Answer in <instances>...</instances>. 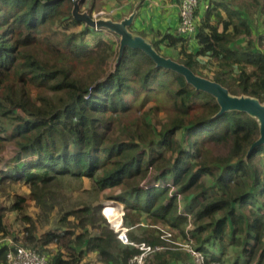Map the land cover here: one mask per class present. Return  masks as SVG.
I'll return each instance as SVG.
<instances>
[{
    "label": "trees",
    "instance_id": "trees-1",
    "mask_svg": "<svg viewBox=\"0 0 264 264\" xmlns=\"http://www.w3.org/2000/svg\"><path fill=\"white\" fill-rule=\"evenodd\" d=\"M87 3L93 14L113 2L82 0L81 9ZM72 9L71 0H0V161L13 153L0 169V199L10 201L0 203V264L21 240L48 253L49 264H92L89 254L102 264H128L139 251L104 222L99 196L106 191L130 226L150 220L132 241L166 248L146 264H195L165 241V228L180 230L206 264H264V146L245 161L257 123L237 112L216 117L213 97L139 50L126 49L112 72L117 37L86 27ZM215 11L197 23L196 51L177 30L156 32L152 43L232 94L264 102V34L255 35L251 20H264V0H232L226 18ZM84 180L93 201L66 210L63 183ZM28 200L43 222L58 207L62 226L39 236ZM13 212L30 226L22 239L1 222Z\"/></svg>",
    "mask_w": 264,
    "mask_h": 264
},
{
    "label": "water",
    "instance_id": "water-1",
    "mask_svg": "<svg viewBox=\"0 0 264 264\" xmlns=\"http://www.w3.org/2000/svg\"><path fill=\"white\" fill-rule=\"evenodd\" d=\"M81 1L73 4L72 16L78 22L94 30H107L117 37L119 41L118 56L113 65L114 72L123 58L126 49L139 50L153 60L157 68H163L182 76L187 84L191 85L196 91L206 93L213 97L220 110L216 117L226 113H243L253 119L259 127V137L250 147L245 161H248L252 153L258 147L264 146V102L258 98L241 94L234 95L222 84L196 74L186 65L179 63L172 57H167L155 48L152 41L132 30L138 17L141 2L138 1L132 12L125 16L121 21H114L110 17L95 19L88 11L81 9Z\"/></svg>",
    "mask_w": 264,
    "mask_h": 264
},
{
    "label": "rangeland",
    "instance_id": "rangeland-1",
    "mask_svg": "<svg viewBox=\"0 0 264 264\" xmlns=\"http://www.w3.org/2000/svg\"><path fill=\"white\" fill-rule=\"evenodd\" d=\"M112 2H113V5L111 4V7H108L107 9L102 11L104 18L111 16V14L117 15L116 13L119 10H123L126 13L131 11L130 6L132 5V2L130 3L129 0H122L119 3L120 5L115 0H112ZM122 3H124V4L122 5ZM125 5H127V6H125ZM88 8H89V3H87L86 5H83L82 11L88 10ZM251 15H252V19H251L252 25H253V28L255 29V35L258 36L260 34H264V20H263V18H259L258 15H256V14H251ZM163 52L165 54V51H163ZM160 119L162 120L161 117H160ZM164 120H165V118L163 117V121ZM155 121H156V119L153 120V122H155ZM11 150H12V148H9L3 154L4 161H0V169L4 170V166H5L6 162L9 160L10 156H13V153ZM9 152H10V154H9ZM261 157H263V158H261V159H263V161H261V162H264V154ZM89 186H90V184H89L88 180H84L83 182H81V181L64 182L63 186H62L61 201H60L61 204L63 205V207L66 208V210H70L73 208L76 209V207L82 201L83 202H92L93 200L90 197L89 192H88V190H90ZM14 188L16 190H19L20 192L26 191L27 194L29 193V191L25 187H23L21 184L15 185ZM7 192H8V190H7ZM110 193L111 192L106 191V192L101 193V195L99 196V203H101L100 213H101L105 223H106V219H107L108 215L112 218H117L119 216V214L116 211L111 210L110 208H105L106 210H104V207H106V206L110 207L111 206V207L123 208L122 205L116 204L117 202L110 200V198H108ZM9 202L6 200V198L0 199V203H3L4 206H8ZM94 202H96V201L94 200ZM28 204L30 205V209L28 211V218H29V220H31V219L35 220V222L37 224L36 227L40 228L39 234H38L39 236L46 233L50 229L62 226L61 224H59V220H60L62 214L59 213L58 207L53 212L52 219L49 220V222H43L41 220H36V218L39 217V213H40L39 209L35 207V205L32 203L31 200H28ZM108 210H110V211H108ZM112 213H114L113 216H112ZM1 222L4 223L8 227H12L13 234L15 236L16 235L19 236L21 239L23 238V233L21 231L30 227L27 222L22 220L21 215H19L18 213H14V212L8 213L7 216ZM126 222L129 225H133V223H134L131 220L126 221ZM138 222L144 226L143 227L144 229H147L148 225L150 224V220L148 218L139 219ZM135 224H137V223H135ZM131 227H132V231H130L128 234L129 238L131 240H132V236H135L137 238H142L144 236V231H142L143 230L142 227H139V226H136V227L131 226ZM164 231H167V233H165L163 238L165 239L166 242L173 244V246L178 245V246H181V248H183V246L188 242L187 238L185 239L180 234V230H175V232H174L173 229H171V228L170 229L165 228ZM173 235H174L175 239L173 238ZM10 237H12V235H10ZM171 239H174V241ZM1 240H3V236L0 234V241ZM23 243L25 244V240L24 241L21 240L19 245H24ZM57 244H58V242H55L54 244L50 245L48 247V251L55 253L56 250L58 249ZM92 264H94V262Z\"/></svg>",
    "mask_w": 264,
    "mask_h": 264
},
{
    "label": "built area",
    "instance_id": "built-area-1",
    "mask_svg": "<svg viewBox=\"0 0 264 264\" xmlns=\"http://www.w3.org/2000/svg\"><path fill=\"white\" fill-rule=\"evenodd\" d=\"M73 4L82 0H71ZM201 0H180L179 6V26L177 33L180 36H184L189 39V43L192 42V38L197 30L198 20L196 18V10L199 9ZM84 11V10H83ZM95 19L104 18L102 12L92 14ZM104 207V210H106ZM119 214L117 218H112L108 215L106 219V225L109 226L116 234L118 240L125 246L135 248L139 251L134 255L128 264H146L148 260L156 253H161L166 250L164 246H151L145 242L137 243L129 238V232L131 228L125 225V210L123 208L113 207ZM9 244H12L11 240H8ZM183 250L190 255L195 264H206L207 257L197 251L192 243H186L183 246ZM8 264H49V257L47 254L40 253L37 250L29 249L24 246H17L15 249H11L7 254ZM220 264V263H212Z\"/></svg>",
    "mask_w": 264,
    "mask_h": 264
},
{
    "label": "crops",
    "instance_id": "crops-1",
    "mask_svg": "<svg viewBox=\"0 0 264 264\" xmlns=\"http://www.w3.org/2000/svg\"><path fill=\"white\" fill-rule=\"evenodd\" d=\"M120 0L118 4L121 2ZM132 5L130 6L131 11L125 12L123 10H119L116 14L109 16L114 21H121L125 16H128L135 4L140 1V7L138 11V17L135 21V24L132 30L142 36L146 37L150 41L154 39L156 32H169L174 33L178 26H179V6L180 0H129ZM232 0H201L200 7L198 10V24L203 18L207 15V11L209 9H216L215 13L218 15H222L224 18L227 16L228 8H230ZM124 3H122L123 5ZM113 5V3H112ZM120 5V4H119ZM127 6V5H125ZM108 7H111L108 6ZM108 7H104L102 11L107 9ZM101 11V12H102ZM217 19H214V21ZM111 38L115 39L114 35L110 36ZM162 51H165V55L167 57H172L173 59L177 58V53L171 49L166 48L165 46H161ZM198 46L196 42L192 41L189 43V51H196ZM164 53V52H163ZM142 225V224H140ZM143 226V225H142ZM189 231V226L187 228ZM187 243H192V241L188 240ZM85 262L93 263L94 264H102L97 254H89L85 257Z\"/></svg>",
    "mask_w": 264,
    "mask_h": 264
},
{
    "label": "clouds",
    "instance_id": "clouds-1",
    "mask_svg": "<svg viewBox=\"0 0 264 264\" xmlns=\"http://www.w3.org/2000/svg\"><path fill=\"white\" fill-rule=\"evenodd\" d=\"M200 7V6H199ZM116 204H119V203H116ZM120 205V204H119ZM123 206V205H122ZM123 209H124V207H123ZM125 210V209H124ZM125 213H126V210H125ZM124 222L126 223V214H125V219H124ZM126 225V224H125ZM128 227H130L131 228V231H132V227L130 226V225H127ZM117 235V234H116ZM137 243H139V242H137ZM141 243V242H140ZM147 244V243H146ZM159 246H164V245H159Z\"/></svg>",
    "mask_w": 264,
    "mask_h": 264
},
{
    "label": "bare ground",
    "instance_id": "bare-ground-1",
    "mask_svg": "<svg viewBox=\"0 0 264 264\" xmlns=\"http://www.w3.org/2000/svg\"><path fill=\"white\" fill-rule=\"evenodd\" d=\"M108 211H110V210H108ZM113 214V213H112Z\"/></svg>",
    "mask_w": 264,
    "mask_h": 264
}]
</instances>
